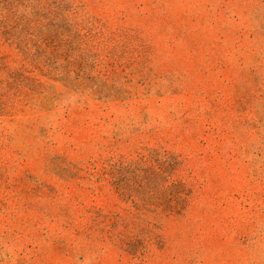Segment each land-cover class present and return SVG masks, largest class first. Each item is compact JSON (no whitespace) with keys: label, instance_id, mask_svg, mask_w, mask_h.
<instances>
[{"label":"rangeland","instance_id":"374dc122","mask_svg":"<svg viewBox=\"0 0 264 264\" xmlns=\"http://www.w3.org/2000/svg\"><path fill=\"white\" fill-rule=\"evenodd\" d=\"M0 264H264V0H0Z\"/></svg>","mask_w":264,"mask_h":264}]
</instances>
